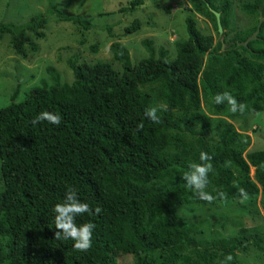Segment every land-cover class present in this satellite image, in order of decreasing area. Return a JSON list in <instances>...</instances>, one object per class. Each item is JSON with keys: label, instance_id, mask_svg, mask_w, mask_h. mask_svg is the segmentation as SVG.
<instances>
[{"label": "trees", "instance_id": "16d2710c", "mask_svg": "<svg viewBox=\"0 0 264 264\" xmlns=\"http://www.w3.org/2000/svg\"><path fill=\"white\" fill-rule=\"evenodd\" d=\"M187 1L211 16L217 32L214 12L221 27H227L231 0ZM140 2L121 9L133 11ZM241 9L256 21L235 32L228 49H215L213 35L201 32L188 15L187 37L175 43L174 58L143 39L149 56L132 65L127 48L114 41L110 51L121 70L107 61L72 65L71 83L55 78L0 108V264H117L118 253L135 255L136 264H157L159 259L164 264L160 250L182 243L194 247L197 260L181 264H222L228 254L233 256L228 264H240L234 252L238 238L195 237L181 225L179 208L240 199L241 187L248 199L260 195L264 210V149L247 151L249 134L222 118L216 122L215 138L209 136L211 118L200 111L202 104L212 115L230 110L227 102L215 103L216 94L225 91L247 105L244 113L230 110V116L264 111V21L254 40L239 44L256 30L259 12L264 16V0L245 1ZM51 15L85 28L91 25L48 0L46 10L25 24L1 23L0 33L10 34L14 52L25 57L27 33L43 36ZM140 26L135 18L125 33ZM144 85L153 88L142 90ZM154 90L164 103L157 112L160 123L145 115ZM43 110L60 115L61 124L33 125ZM140 123L142 129L137 128ZM186 135L193 140L187 142ZM180 144L189 149L166 151ZM201 151L213 157L211 188L205 189L215 197L211 202L199 199L182 178L190 162H200ZM250 167L255 168L252 177ZM69 187L93 209L92 215L76 217L77 225L95 224L86 252L76 250L72 240L55 239L52 209L64 201Z\"/></svg>", "mask_w": 264, "mask_h": 264}, {"label": "rangeland", "instance_id": "374dc122", "mask_svg": "<svg viewBox=\"0 0 264 264\" xmlns=\"http://www.w3.org/2000/svg\"><path fill=\"white\" fill-rule=\"evenodd\" d=\"M131 1L53 0L67 15L79 16L91 25L85 28L62 21L56 15L48 16L41 30L43 36L27 33L29 41L25 44V57L14 52L10 34L0 33V108L11 101L23 100L35 87L50 85L55 78L61 84L71 83L75 78L72 65L107 61L121 70L119 64L113 61L110 51L114 41L127 48L132 65L149 56L142 44L143 39L151 40L156 50L159 47L167 49L168 56L174 58L175 43L187 37L184 20L188 15L196 19L201 32L213 35V47L217 50L228 49L234 33L251 28L256 21L241 9L243 2L251 0H231L229 23L227 27H221L220 32H217L211 16L205 15L202 9L187 0H141L133 11L121 9ZM47 6L48 0H0V24H25L31 17L44 12ZM135 18L141 22L139 30L125 33V27ZM31 44L35 45L34 50ZM140 88L150 90L153 86ZM156 93L157 90H154L151 94V106H163ZM200 111L211 118L209 136L215 138L216 122L222 118L237 130L249 134L247 151L264 149V111L247 116H230V110H225L220 115H212L203 104ZM193 125L196 127L198 122H193ZM185 138L187 142L193 140L189 135ZM193 144L196 147V143ZM182 148L189 149V146L180 144L166 151L177 153ZM254 170V167H250L251 177ZM259 200L260 195L247 199L245 203H241L240 199L216 201L207 206L191 203L179 208L181 225L191 229L199 239L238 238L234 252L240 264H264V210ZM160 252L165 258L164 264L197 260L195 249L189 243L162 248ZM116 261L117 264H136L137 258L132 254L118 253ZM160 261L157 260V264ZM211 264H218L217 260Z\"/></svg>", "mask_w": 264, "mask_h": 264}, {"label": "clouds", "instance_id": "9594fccd", "mask_svg": "<svg viewBox=\"0 0 264 264\" xmlns=\"http://www.w3.org/2000/svg\"><path fill=\"white\" fill-rule=\"evenodd\" d=\"M227 102L230 105V110L233 113H244L247 105L243 102H239L236 97L225 91L217 93L215 96V103L221 104ZM164 106L149 107L145 110V115L153 122L160 123V117L157 112ZM47 121L50 124L59 126L61 124L60 115L43 110L38 113L32 120L33 125ZM138 129L143 128V123L137 125ZM213 157L206 151H201L199 154V163L190 162L189 170L184 172L182 178L186 181V187L194 191L195 195L199 199L207 200L211 202L215 197L206 192L205 189L209 183L208 174L213 170L212 161ZM238 193L240 196V202L245 203L248 199V193L244 188L238 187ZM220 198L225 197V193L218 192ZM55 223V239L60 240H72L74 241L73 247L81 252H86L92 246V234L95 228V224L92 222L82 223L77 225L76 217L88 213L94 214L93 209L88 203L82 202L77 191L71 187L68 188L64 201L62 203H56L52 209ZM101 209L97 207L95 214H99ZM233 260V256L228 254L222 264H228Z\"/></svg>", "mask_w": 264, "mask_h": 264}, {"label": "water", "instance_id": "95a60500", "mask_svg": "<svg viewBox=\"0 0 264 264\" xmlns=\"http://www.w3.org/2000/svg\"><path fill=\"white\" fill-rule=\"evenodd\" d=\"M215 13V16H216V21H217V27H218V31L220 32L221 31V24H220V18H219V13L218 12H214ZM263 21V16H262V12H259V21H258V24H257V28L254 32H252L247 38L246 40H244L243 42H240L239 44L243 45V46H246L247 43L250 41V40H254L256 37H257V34L260 30V25H261V22Z\"/></svg>", "mask_w": 264, "mask_h": 264}]
</instances>
